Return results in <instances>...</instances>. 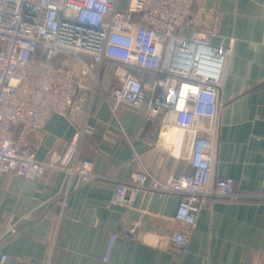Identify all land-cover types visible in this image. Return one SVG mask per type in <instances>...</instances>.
Here are the masks:
<instances>
[{"label":"crops","instance_id":"crops-1","mask_svg":"<svg viewBox=\"0 0 264 264\" xmlns=\"http://www.w3.org/2000/svg\"><path fill=\"white\" fill-rule=\"evenodd\" d=\"M193 28L201 35L211 33V45L230 48L214 174L233 177L236 189L252 197H206L184 253L176 255L167 236L183 225L176 216L178 194L142 190L131 206L111 197L116 183L133 171L144 168L160 179L187 171L186 159L157 146L174 143L184 132L162 135L147 117L146 103L112 111L86 79L66 112L51 115L28 141L37 145V159L58 160L74 131L82 128L79 158L89 159L96 173L109 177L81 182L73 176L65 193L60 169H48L35 179L2 173L4 264H264V0H194L181 34L187 36ZM131 72L151 80L145 71ZM122 73L102 65L98 76L109 88L120 83ZM197 122L208 121L200 117ZM112 233L117 236L105 259Z\"/></svg>","mask_w":264,"mask_h":264},{"label":"built area","instance_id":"built-area-1","mask_svg":"<svg viewBox=\"0 0 264 264\" xmlns=\"http://www.w3.org/2000/svg\"><path fill=\"white\" fill-rule=\"evenodd\" d=\"M193 6L194 0H127L124 9L120 0H0V175L12 171L35 179L48 169H60L65 193L73 176L81 182L109 177L96 173L89 159L79 158L82 128L74 131L58 160L37 159V145L28 141L51 115L66 112L76 88L88 79L112 111L146 103V115L162 135L184 132L167 145L175 157L187 160V171L163 179L144 168L133 171L116 183L111 197L131 206L142 190L178 194L176 216L183 225L167 236L176 255L184 253L206 197L250 199L236 189L233 177L214 174L230 48L211 45V33L201 35L196 28L181 34ZM197 52L207 54L208 61L202 64ZM102 65L123 71L118 85L102 86ZM131 70L145 71L151 80ZM200 117L208 122L199 124ZM116 236L108 239L105 259ZM5 260L1 254L0 264Z\"/></svg>","mask_w":264,"mask_h":264},{"label":"bare ground","instance_id":"bare-ground-1","mask_svg":"<svg viewBox=\"0 0 264 264\" xmlns=\"http://www.w3.org/2000/svg\"><path fill=\"white\" fill-rule=\"evenodd\" d=\"M191 44L192 43H190V46H191ZM169 52H170V50L168 51V55H169ZM196 57L202 64H204V63H206L208 61V59H207L208 55L207 54H202V52H197L196 53Z\"/></svg>","mask_w":264,"mask_h":264},{"label":"rangeland","instance_id":"rangeland-1","mask_svg":"<svg viewBox=\"0 0 264 264\" xmlns=\"http://www.w3.org/2000/svg\"><path fill=\"white\" fill-rule=\"evenodd\" d=\"M127 0H120V8L124 9L126 7Z\"/></svg>","mask_w":264,"mask_h":264},{"label":"water","instance_id":"water-1","mask_svg":"<svg viewBox=\"0 0 264 264\" xmlns=\"http://www.w3.org/2000/svg\"><path fill=\"white\" fill-rule=\"evenodd\" d=\"M157 146L160 147V148H163V149H170L171 148L170 145H163L161 143H157Z\"/></svg>","mask_w":264,"mask_h":264}]
</instances>
